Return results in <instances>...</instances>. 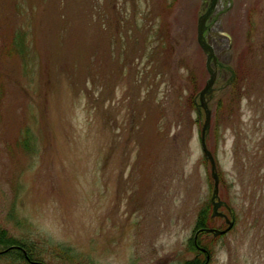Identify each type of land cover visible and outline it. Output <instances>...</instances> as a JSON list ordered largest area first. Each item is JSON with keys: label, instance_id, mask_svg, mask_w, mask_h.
Instances as JSON below:
<instances>
[{"label": "rangeland", "instance_id": "374dc122", "mask_svg": "<svg viewBox=\"0 0 264 264\" xmlns=\"http://www.w3.org/2000/svg\"><path fill=\"white\" fill-rule=\"evenodd\" d=\"M208 2L0 0V230L41 263L264 264V0H218L207 22L227 70L206 148L235 223L189 247L212 211Z\"/></svg>", "mask_w": 264, "mask_h": 264}, {"label": "water", "instance_id": "95a60500", "mask_svg": "<svg viewBox=\"0 0 264 264\" xmlns=\"http://www.w3.org/2000/svg\"><path fill=\"white\" fill-rule=\"evenodd\" d=\"M215 4H216V0H210L209 8L207 9L206 13L203 16H201L198 20V23H197V42H198L201 50L206 54V70L209 74V79L207 81V84H206L205 88L201 91L200 98H199V101L201 104L200 106L204 109V112H205V122H204L203 128L201 130L200 142H201V146H202L204 156L210 163L211 177L214 181V189H213V193H212V197H211V202L213 205L212 216H221V214L217 212V209L220 207L221 202L220 201H217V202L214 201L215 199L218 198V196H217L218 179H217V175H216V166H215V162H214L212 155L206 149V146H205V134L208 132V127H209V111L207 110L206 105L203 103V98H204L205 94H208L211 91V87L214 83L215 74H216L210 67L211 62L213 63L214 66L217 65V61H216V58L214 57L213 50H212L211 46H209L203 40V32L205 30V22L209 18L210 14L212 13V11L215 7ZM226 223L228 224V227L223 231H219V230H215V229H206L205 232L212 234L214 237L222 235V234L226 233L228 230H230V228L233 225V222L226 221ZM196 235L194 236V239H196ZM207 261H208V258H207L205 264H207Z\"/></svg>", "mask_w": 264, "mask_h": 264}, {"label": "trees", "instance_id": "16d2710c", "mask_svg": "<svg viewBox=\"0 0 264 264\" xmlns=\"http://www.w3.org/2000/svg\"><path fill=\"white\" fill-rule=\"evenodd\" d=\"M197 217L195 230L207 227L210 228V223L213 219L210 218L209 207L201 209ZM0 246L6 250L3 255L9 259L8 264H28V261L41 263L43 258V253L35 252L32 249V245L27 243V241L14 238L3 230H0ZM189 247L191 250L195 251L192 240ZM53 251L55 253V258H59L60 255H65L66 258L68 257L69 250L66 248L55 246ZM26 259H28V261ZM184 264L191 263L185 262Z\"/></svg>", "mask_w": 264, "mask_h": 264}, {"label": "bare ground", "instance_id": "6f19581e", "mask_svg": "<svg viewBox=\"0 0 264 264\" xmlns=\"http://www.w3.org/2000/svg\"><path fill=\"white\" fill-rule=\"evenodd\" d=\"M223 67V66H222ZM216 83V74H215V80H214V83L211 87V91L208 93V94H205V98H203V103H207L210 99L213 98V94L215 92V89H214V85ZM198 98H200V94H198ZM199 100V99H198ZM195 102V100H194ZM206 105V104H205ZM210 126V125H209ZM203 128V126H202ZM202 130V129H201ZM208 131H209V127H208ZM205 137H206V134H205ZM200 138H201V132H200ZM205 158V156H204ZM206 159V158H205ZM207 160V159H206ZM207 162L209 163V161L207 160ZM210 165V163H209ZM210 170H211V166H210ZM235 223V222H234ZM234 226V224L232 225V227ZM232 227L230 228V230L232 229ZM206 229H209L208 227L207 228H203V229H197L195 234H203V235H211L209 233H206L205 230ZM195 230V229H194ZM230 230H228L226 233L220 235V236H223V235H226ZM219 231H223V230H219ZM196 241L195 239L192 238V242H193V245L196 244ZM3 253L6 252V250L2 251ZM28 261V259H26ZM31 262V261H28V263ZM34 262H31V264H33ZM34 264H37V262H35ZM39 264V263H38Z\"/></svg>", "mask_w": 264, "mask_h": 264}, {"label": "flooded vegetation", "instance_id": "af4514ba", "mask_svg": "<svg viewBox=\"0 0 264 264\" xmlns=\"http://www.w3.org/2000/svg\"><path fill=\"white\" fill-rule=\"evenodd\" d=\"M221 219H223V218H221ZM224 220V219H223ZM201 254H203V253H201ZM197 263V261L196 260H193L192 262H191V264H196Z\"/></svg>", "mask_w": 264, "mask_h": 264}]
</instances>
